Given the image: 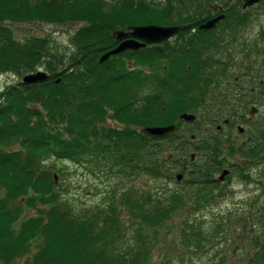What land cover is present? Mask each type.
Here are the masks:
<instances>
[{
  "label": "trees",
  "instance_id": "1",
  "mask_svg": "<svg viewBox=\"0 0 264 264\" xmlns=\"http://www.w3.org/2000/svg\"><path fill=\"white\" fill-rule=\"evenodd\" d=\"M213 1L0 0V76L21 79L0 91V264H150L167 221L215 200L220 184L216 172L229 167L247 178V162L264 164V138L249 146L226 144V154L225 148L208 145L212 164L198 172V182L192 181L198 187L189 199L175 193L138 200L127 193L117 201L130 215L131 231L123 230L114 203L94 215H76L62 201L57 178L45 166L48 157L76 165L96 161L110 171L171 178L170 168L182 165L178 152L185 155L197 139L178 134L185 123L181 115H194L191 124L218 129L240 106L248 107L250 92L237 107L235 91L212 92L214 103L207 107H200L199 97L210 92L195 93L202 87L200 65L206 62L201 56L206 52L193 39L204 41L207 31L199 26L211 16ZM30 23L79 27L69 38L68 53H61L50 37L17 40L9 25ZM149 25L178 28V36L188 40L180 43L182 60L177 61L174 46L166 41L163 47L151 44L100 62L119 44L112 36L115 31ZM212 55L214 63L217 57ZM188 60L192 69L185 67ZM212 63L204 86L218 82ZM39 71L47 75L45 80L23 82ZM215 96L221 101H214ZM225 97L233 98L232 105ZM168 126L175 130L164 136L145 131ZM227 156L244 161L233 164ZM190 158L194 161L196 153ZM24 208L35 215L24 217ZM252 217L263 230L250 236L253 248L242 264H264V209ZM201 233L195 231L190 241L200 244Z\"/></svg>",
  "mask_w": 264,
  "mask_h": 264
},
{
  "label": "rangeland",
  "instance_id": "2",
  "mask_svg": "<svg viewBox=\"0 0 264 264\" xmlns=\"http://www.w3.org/2000/svg\"><path fill=\"white\" fill-rule=\"evenodd\" d=\"M148 1L157 3L161 0ZM253 14L258 18L254 20L264 22V9ZM9 26L17 40L33 36L50 37L53 48L61 53H68L69 38L79 27V25L59 26L41 23ZM238 60L235 63L239 64ZM236 71L237 69L230 73V76L228 75L231 83L236 82ZM242 73L243 71L239 72ZM241 78L240 81H245V87L253 86L248 81H255L254 79L245 76ZM20 80L13 75L0 76V91ZM259 98L258 94H251L248 97L247 111L253 103L263 104ZM214 101L221 100L214 99ZM262 113L264 114V108ZM262 119L263 117L260 116L255 118L256 121ZM108 124L113 125L110 122ZM217 125L222 126V122ZM178 134L185 138L195 135L197 139L188 146L185 155L178 152L177 157L182 165L170 168L171 178L156 179L140 172L136 175L131 174L130 171L128 173L115 169L110 171L104 163L96 161L76 165L48 157L45 166L52 169L57 178L58 192L62 201L73 209L76 215L79 217L94 215L97 211L106 210L109 203H114L124 221L123 230L131 231L134 227H131L133 222L130 221V215L122 211L125 205L123 206L120 201L117 202L124 194L131 193L138 200H142L147 195L162 197L175 193L190 198L198 187L192 181L198 182L200 177L198 172L206 165L212 164L208 161L210 155L206 150L208 145L213 149L223 147L225 148L223 153L226 154L228 153L226 144L234 143V146H238L244 141L248 142L247 136H239L236 130L235 133L226 129L218 130L216 125L208 129L203 122L201 125L185 122L181 125ZM233 134L236 139L231 141L232 143L228 142ZM191 153H196L194 161L190 158ZM226 160L233 164L239 163V160L244 161L231 156H227ZM247 163H249L246 170L247 178H242L237 170L223 168L229 169L230 172L224 175L223 180H219L220 184L214 190L215 200L210 201L200 211L193 209L180 211L163 225L160 237L157 236L158 244L150 264H242L245 253L253 248L250 236L253 234L252 237H255L263 230L260 224H256V219L252 215L261 207L264 209V164H255L257 162L254 160ZM221 172L222 170L215 173L216 179L220 177ZM178 175L181 176V180L177 179ZM23 215L28 217L34 216L35 213L24 208ZM222 220L226 223L221 224ZM197 230L202 232V240L200 244L195 245L190 238ZM151 233L152 231H149V234Z\"/></svg>",
  "mask_w": 264,
  "mask_h": 264
},
{
  "label": "flooded vegetation",
  "instance_id": "3",
  "mask_svg": "<svg viewBox=\"0 0 264 264\" xmlns=\"http://www.w3.org/2000/svg\"><path fill=\"white\" fill-rule=\"evenodd\" d=\"M245 1L246 0H214L211 2L209 6L212 10L211 16L205 19L206 21L202 22L199 28L201 25L219 16L224 17L216 23L213 28L206 30L207 34L202 43L197 38L193 39L195 43H199L201 46L198 50L206 52L201 56L206 62L204 66L200 65L201 80H199V82L202 83V87H199L198 91L194 92H210L207 97H199L202 102L200 107L211 106V104L214 103L211 101L212 92L229 93L235 91V93H238L236 107L237 104H241L242 98L248 92L254 95L258 94L260 96L259 101L263 103L262 105L253 103L249 111H247V107L243 106L242 108V106H240V112H235L233 117L225 120L224 126L218 127L219 130L226 129L230 130L232 133H235L236 130L238 135L242 137L246 135L248 142H242V146H249L256 140L264 138V114L262 113V109L264 108V22H262V20H254L258 18L253 14L260 9H264V0H260L259 3L252 7L243 9ZM233 12L238 14L234 15ZM245 12H247L246 15L243 14ZM228 18L230 20L226 22ZM190 24L191 23H189V25ZM193 25L194 24H191L190 26ZM191 34H195V28L192 29ZM167 41L174 46V52L176 53L175 58L178 59L177 61L182 60L180 58L185 56V50L180 43L183 44V42H188V40L181 39L178 36V32H176V34ZM162 43L159 44L161 47H163ZM209 50L212 53H207ZM212 54H215L214 56L217 57L214 63H212L211 60ZM219 57L222 59H219ZM237 59H239V64L235 63ZM211 63L213 67H217L215 70L217 73L216 80H218V82L215 81L212 85L209 82L204 86L203 82L206 78L210 81L206 69ZM192 66V60H188L185 64V67L188 69H192ZM236 69V82L231 83L228 77L230 73L234 72ZM241 71H243V73L239 74ZM241 76L254 79L255 81H248V83L253 86L245 87V81H240V79H242ZM192 88L194 89V87ZM229 98L233 99L232 97L223 98V101H225L228 106L232 105ZM214 99H216V96L213 100ZM252 110H254V114H251ZM259 116L263 117V119L261 121H256L255 118ZM235 139V134H233L228 140L229 142H233ZM225 171L227 174L229 173L227 169H222L221 175Z\"/></svg>",
  "mask_w": 264,
  "mask_h": 264
},
{
  "label": "water",
  "instance_id": "4",
  "mask_svg": "<svg viewBox=\"0 0 264 264\" xmlns=\"http://www.w3.org/2000/svg\"><path fill=\"white\" fill-rule=\"evenodd\" d=\"M260 0H246L243 9L252 7L259 3ZM224 16H219L213 20L206 22L201 25V29L209 30L215 26ZM178 31L177 27H162L157 25L141 26V27H129L128 30H118L113 33V38L116 41H121L119 46L114 50L109 51L104 54L100 62L108 60L110 57L121 54L129 50H138L147 46V44H160L169 40L176 32ZM47 78V75L39 71L35 74L27 75L22 80L24 83L31 84L39 81H43ZM251 114H254V110L251 111ZM181 120L191 123L195 121V116L190 114H184L180 116ZM175 130V126L168 127H155V128H146L145 131L152 136H164ZM242 131V130H241ZM194 159V156L191 157ZM227 172H223L219 177V180H223L224 175ZM178 180H181V176H177Z\"/></svg>",
  "mask_w": 264,
  "mask_h": 264
}]
</instances>
